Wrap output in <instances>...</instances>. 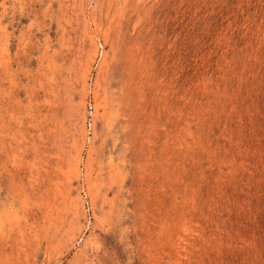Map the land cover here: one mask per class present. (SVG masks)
<instances>
[{
	"label": "rangeland",
	"instance_id": "obj_1",
	"mask_svg": "<svg viewBox=\"0 0 264 264\" xmlns=\"http://www.w3.org/2000/svg\"><path fill=\"white\" fill-rule=\"evenodd\" d=\"M0 264H264V0H0Z\"/></svg>",
	"mask_w": 264,
	"mask_h": 264
},
{
	"label": "built area",
	"instance_id": "obj_2",
	"mask_svg": "<svg viewBox=\"0 0 264 264\" xmlns=\"http://www.w3.org/2000/svg\"><path fill=\"white\" fill-rule=\"evenodd\" d=\"M92 108H93V106H92V105H90V109H91V112H90V114H93ZM89 126H90V128L92 127L91 120H89Z\"/></svg>",
	"mask_w": 264,
	"mask_h": 264
}]
</instances>
